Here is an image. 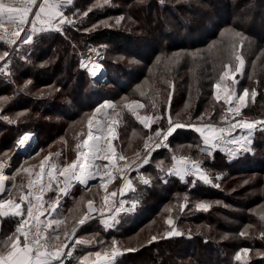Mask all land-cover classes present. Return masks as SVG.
I'll list each match as a JSON object with an SVG mask.
<instances>
[{"label":"trees","instance_id":"obj_1","mask_svg":"<svg viewBox=\"0 0 264 264\" xmlns=\"http://www.w3.org/2000/svg\"><path fill=\"white\" fill-rule=\"evenodd\" d=\"M93 2L94 0H74L73 5L65 12L77 21L75 25H65L66 32L63 33L39 34L34 38L33 44L24 46L19 53L13 52L11 75H0V98H10L4 105L2 114L13 118L19 112H26L27 115L21 117L15 124L0 120V153L13 152L18 137L25 131L34 132L37 144L48 147L58 137L59 132H62L66 125L65 121H72L80 112L92 106L91 101L96 99V96L102 95L103 90H106V95L109 93L112 96V92L131 88L145 74L147 68L143 71L139 65L121 66L120 63L106 57L109 49H100L104 54L103 64L111 75L110 85H101L87 71L80 68L78 51H85L90 47L97 48L96 45L108 43L124 49L131 46L130 51L138 53L140 61L138 64H141L142 59L144 62L149 61L151 51L161 50L164 47L171 50L182 48L196 50L204 49L213 41H220L222 44L233 43V38L226 30H238L254 43L247 55V67L241 85L251 87L256 81L259 84L264 83V74L259 73L260 70L264 72V65L254 70L251 75L256 53L259 49H264V0H167L165 6H160L158 0H126L127 8L130 5L135 7L130 11L140 21V25L134 26L132 30L101 25L93 29L96 19L102 15L101 7H91ZM89 9L91 11L88 15L82 16V13ZM122 11L123 9L117 13ZM169 16H173L176 20L174 28L166 21ZM161 21H166V25L162 26L168 27L164 32L157 31ZM86 29L93 30L86 31ZM247 39L244 41V47ZM213 50V48L205 50L201 55V58L207 55L210 61L202 72L208 73L207 66L213 70L218 66L220 54L216 55ZM257 60L260 64H264V55L259 56ZM29 80L32 83L25 89L23 86ZM199 84L200 93L194 113L202 111L203 100L212 92L210 79H201ZM62 94L69 95L70 98L74 95L73 101L63 100L65 96ZM243 111L252 118L264 116V94L259 92L255 100ZM221 112V107H212L206 117L208 116V120L210 117V121H217ZM139 129L146 132L143 128ZM259 130L255 131L250 146L251 151H240L236 158H230L219 149H215L211 157L202 153L198 147L194 149L202 153L203 167L212 174L213 183L218 184L219 187L198 180L195 183L181 181L174 176L166 177L167 182H164L161 179L164 174L159 172L155 163L151 161L146 171L152 174L151 185L140 186V189L135 193L130 192L129 195V198L139 200L135 211L120 213L119 222L109 229L104 227L100 218L81 226L77 235L89 239L95 237L97 243L77 246L75 256L100 250L110 245L113 239L118 243L122 241L121 245L124 246L128 244L130 236L135 235L147 226L149 221L154 220L152 225L147 226L148 235L144 238L150 240L162 227L168 225L166 221L169 217L173 220L174 211L168 210L173 207L177 209L176 203L180 205L187 197L188 207L179 217L181 221L191 223L215 221V229L228 230L234 235L233 241H215L211 236L194 232L186 226L182 227L184 234L181 236L166 237L163 234L160 239L150 243L142 241L136 246L137 250L123 253L115 260V264H241L234 259L236 252L241 248L250 249L246 264H264V255H257L264 253V239L259 238V233L264 231V227L261 226L258 218L261 211L254 209L259 203H264V130ZM170 139L173 146L175 143L186 141L203 147L198 135L187 129H178ZM167 152L165 148L157 149L153 152L152 159L161 158ZM20 161L19 156L14 157L11 172L15 171ZM217 176L220 179H216ZM245 178H249V181L240 184L239 181ZM21 180L26 183V178L21 176L17 178V183ZM86 189L87 187L77 185L72 191L78 190L79 194H82ZM71 194L63 199L61 208L64 205L66 208L60 213L69 218L66 222L69 232L75 223L69 217L68 208L75 202L71 199ZM195 201H214L212 207L214 210H197L194 208ZM222 202L241 207L240 213H231L229 216L231 223L228 225L222 219V215H219V212L224 211ZM248 223L254 227L249 229L246 237L240 236V232ZM14 226V220L4 221L0 236L7 235ZM99 241H103V244ZM185 254L189 255L190 261L182 259ZM66 264H76L75 258L66 261Z\"/></svg>","mask_w":264,"mask_h":264},{"label":"snow or ice","instance_id":"obj_2","mask_svg":"<svg viewBox=\"0 0 264 264\" xmlns=\"http://www.w3.org/2000/svg\"><path fill=\"white\" fill-rule=\"evenodd\" d=\"M74 0H0V45L5 46L0 50V75H11V64L13 52L19 53L21 48L31 45L35 42L34 38L45 32H64L65 25H75L77 21L66 15L65 10L72 6ZM110 4V0H97L96 7H103ZM88 11L82 13L86 17ZM124 19L118 17L115 21L117 25ZM104 26H109L104 22ZM98 27L94 25L93 29ZM93 29H86L91 31ZM233 38V43L225 49L227 59L222 61L221 69L217 81L213 84V99L219 103L223 101L224 107L221 112L219 123L204 122L200 124L185 123L180 120H174L170 115L167 117V126L159 127L151 131L144 138L141 149L134 152L133 158H129L122 152H117L112 141L117 139V134L113 125L119 123L120 112H116L117 105L108 101L95 109V113L101 112V109H112L116 119L111 120L106 125H101L98 121L93 133V120L90 117L87 120L88 131L81 133L84 138L76 144V158L71 162L58 164L52 161V153L45 156L39 164V171L34 168L25 167L23 164L11 175H6L5 171L10 167L11 157L7 152L0 153V231L3 229L4 221L12 219L15 226L7 235L0 236V264H66V261L75 258L76 264H115V258L122 254L118 241L112 240L111 244L96 251L75 256L77 246H89L97 243L95 237L77 238L76 232L88 221L95 219V214L100 217V222L106 229L114 227L119 221L118 216L121 212L131 213L135 211L139 200L130 201L119 200L117 196L123 197L126 193L137 191V185L143 184L150 186L152 177L146 176L140 172V169L151 163L152 153L161 147L167 148L169 137L177 129L192 128L200 134L203 147L197 146L205 155L211 157L213 150L220 148L224 144L235 145V148L227 149L230 158H234L240 151H251L253 130L260 127L264 130V119L251 120L243 116V109L248 107V98L251 96L255 100L257 91H249L245 88L242 93L237 94L230 87L222 86L223 82L228 80L235 83L237 73H240L244 59L237 52L238 47H242L246 39L239 31L232 29L226 30ZM97 56L101 53L97 49H90ZM195 55V54H193ZM27 59L26 57H21ZM124 59V57H120ZM135 63V60H130ZM159 62V58H157ZM235 62V66L234 63ZM81 67L88 70L89 74L95 78L102 72V65L96 63L89 57L87 60H81ZM32 82L26 81V89ZM146 93L140 92L141 96ZM10 98H0V120L9 124H15L18 120L27 115L26 112H19L15 118L2 114L4 105ZM171 96L169 95V100ZM122 110H127L134 116L145 129H151L152 124L159 123L164 119L163 116L156 114L158 107L155 100L151 102L150 114L141 115L137 110L146 109L148 105L139 100L128 101L123 98ZM187 107V106H186ZM93 113V115H95ZM204 115L198 120L204 121ZM211 118L209 117V120ZM236 129L248 130L247 135H233ZM135 135V133H133ZM30 139V134H24L16 141L17 148L23 146ZM189 147H192L189 145ZM57 157L60 153L55 154ZM98 161H107V163H98ZM171 165L167 168L164 161H158L156 168L163 173L161 177L167 182L166 177H178L185 181L187 177H194L192 183L197 180L214 187H219L213 183L212 174L203 167V161L193 159L190 156L177 155L171 156ZM122 162V163H121ZM26 163V162H25ZM136 172L135 183L131 173ZM27 174L26 183L21 180L17 183V178L22 174ZM47 177V180H45ZM63 177V180L60 179ZM99 177L98 187L103 190L104 195L97 204L95 199H88L84 203L81 197L77 201L75 208L79 210L81 204H84L86 210L81 211L79 217L74 218V226L71 231L67 229V216L58 213L62 196L69 194L72 182L85 185L88 191L97 185H89V181H95ZM119 178L120 185L116 190L109 191V185ZM220 179L219 176L215 177ZM247 183V182H246ZM61 184L63 187H61ZM15 190V191H13ZM49 193L54 196L45 199ZM127 205V207H126ZM212 205L205 202L196 203L197 210L207 211ZM188 207L187 197L179 205V210L184 211ZM264 209V204L260 205ZM71 211V210H70ZM168 211H172L169 209ZM261 226L264 227V211L259 216ZM167 224L172 225L173 220L169 217ZM254 225H248L240 236L246 237L248 230ZM184 233L171 228L165 233L166 237L181 236ZM63 237V238H62ZM259 238L264 239V231L259 233ZM156 240L152 236L149 243ZM103 244V241H99ZM71 245V247H70ZM135 249H124V251H134ZM249 248H241L236 252L234 259L246 264ZM264 255V253H257Z\"/></svg>","mask_w":264,"mask_h":264},{"label":"rangeland","instance_id":"obj_3","mask_svg":"<svg viewBox=\"0 0 264 264\" xmlns=\"http://www.w3.org/2000/svg\"><path fill=\"white\" fill-rule=\"evenodd\" d=\"M125 1L126 0H113V1H110V4H108L107 6L105 5L106 7L105 6L101 7L100 9H101L102 15L99 16L98 19H96L95 25L104 26V22H107V24L109 26H104V27H113L116 29H127V30H130V29L132 30V29H134V26L140 25L139 18H137L135 16V14L130 11L131 8H135V7H132V5H130V7L127 8V6H126L127 3ZM132 1H134V0H132ZM166 2H167V0H158V4L160 6H165ZM96 3H97V0H94L91 7H94L96 5ZM120 7L123 9V11L121 13H117L118 11L122 10V9H120ZM121 16H123L124 19L121 21V23L119 25H117L115 23V21L118 17H121ZM166 21L168 22L170 27L174 28V23L176 22V20L173 16H169V18ZM166 21L165 22L161 21L160 24H158L157 31L164 32L167 30L168 27L162 26V25H166ZM234 31H238V30H234ZM64 32H66V31L64 30ZM135 33H136V31H135ZM244 37H246V36L244 35ZM250 42L251 41L249 39H247V44L245 45L246 50L244 47V43H243L242 47L237 48V52L239 54H241L243 59H244V65H243L241 72L236 74L235 83H233L232 81L226 80L223 82L222 86L230 87L237 94L242 93L245 88H248L250 92H251V90L255 89L257 91V95L259 94V92H260V94L262 93V95H263L264 94V83L260 82V84H259V82L256 81L255 85L251 86V87H248L246 85H241V81H242L243 77L245 76V71H246V67H247V55H248L249 51H251L253 46H254V43H252V42L250 43ZM231 44L232 43L222 44L220 41H218V42L213 41L209 46L204 47V49L199 48L196 50H189L186 48H182L179 50H171L168 47H164V48H161V50L151 51L150 52L151 56H150L149 61L147 62L145 60V62H144V60L142 59L141 64H138L140 62L138 60V58H139L138 53H134L133 51H130L131 46H128L127 49H124V48L116 47L114 44H108V43L102 44L101 46L96 45L95 47H97V48H95V49L99 48L98 50L101 53H103L101 50H104L105 48L109 49V54L107 53L106 57H108L113 62L116 61L117 63H120L119 65H121V66L139 65L140 67L143 68V71L147 68V70L145 71V74L143 73L144 75L141 76L134 83V85L131 88L126 89V90L112 92V94H113L112 96L109 93H107L108 95H106V93H105L106 90H103L102 95L96 96V99H93L91 101V103H93L92 106H90L85 111L80 112V114L78 116L74 117L72 121L71 120L65 121L66 125H65V127H63L62 132H59L58 137L55 139V141L50 143L48 147L44 146V145H38L39 147L37 148V150H35L33 152V154L35 156L31 157L28 160H21L19 165H17L15 169L19 168L20 165L23 164L25 167L34 168L36 171H39V164H40L41 160H43V158L45 156H48L49 153L53 154L51 162H55L58 164H63L65 162H71L73 159H75L76 158V152H77L76 144L79 143L84 138V136H82L81 133L86 135V133L88 131L87 120L90 117L92 118L96 107H98L99 105H101L105 101L113 102V104L117 105L116 112L121 113L122 118L120 119L119 123L116 125H113L118 138L114 139L112 141V143L116 147L117 152H122L124 155L128 156L129 158H133L134 152L136 150L142 148L144 138H146L147 135L150 134L151 131H153L159 127H166L167 126V117L169 115L174 120L178 119V120L185 122V123L200 124V123H204V122H209V123H217L218 124L220 117L217 119V121H210V120H208V116L206 117V115H209L208 113L212 110V107H216V108L221 107V109H223L224 107H227L223 104V101L217 103L213 99V91H214L213 84L218 79L222 61L227 59L225 49L229 48ZM92 48H94V47H92ZM210 48L214 49L213 51L216 53V55L220 54V56L218 57V59H219L218 66H216V69H214V70L209 69L207 66L208 73L202 72V70L203 71L205 70L204 67L206 65H208L210 63V61L208 60L207 55H205V58H201L202 57L201 55H203V52L205 50H208ZM77 49H78V46H77ZM78 52H79L80 60H81L85 51H78ZM193 54H195V55H193ZM256 54H257V56L254 59L253 70H252L251 75H253L254 70H258L261 66L263 67V65H264V64H260L259 61L257 60L259 58V56L264 55V49L263 48L259 49ZM120 57H124V59L121 60ZM157 58H159V62H157ZM130 60H135L136 62L130 63L129 62ZM146 62H147V64H146ZM233 63L235 66V62H233ZM216 64L217 63H215V65ZM215 65H213V66H215ZM102 72H103V75L101 77L97 76V78H94V79L97 82H99L101 85L102 84L110 85V76L111 75L108 72V70L104 64L102 66ZM259 73L264 74V72H262L261 70L259 71ZM115 76H116V74H115ZM98 77H99V79H98ZM201 79H206V80L210 79L212 81V85H211L212 86V92L208 96V98L203 100L202 111L199 113H194V107H195L197 98H198L199 93H200V90H199L200 84L199 83H200ZM57 91H58V89H57ZM141 91H143L146 94L144 96H141L140 95ZM35 93L38 94V92H35ZM169 95L171 96L170 100H169ZM63 96H65V97H63L62 99L66 100L67 102L68 101L70 102L71 100L73 101V99H74V95H71V98L69 97V95L64 94ZM57 97L58 96H56V98ZM124 97H127L128 101L139 100L142 103H145L146 105H148V107L146 109H138L137 110L141 115L152 113L153 110L151 109V102L153 100H155V102L158 105L157 109L155 110L156 114L163 116L164 119L160 120L159 123L152 124L151 129H145L143 127V125L140 124V122L134 116L131 115V113H129L126 109L122 110V104L124 102L123 101ZM252 102H253V100H252L251 96H249L248 105ZM103 114L100 118V120H102L100 122L102 126L108 124L111 120L116 119V116L114 115L112 109H104ZM201 115H204V117H205L204 121L198 120V118ZM243 116L245 118H248L251 120L264 119V116L257 117V118L249 117L248 115H245L244 111H243ZM52 118H53V116H52ZM96 124H97V122L95 124H93V132L94 133H96V128H95ZM154 125H155V127H154ZM135 126H137L138 128L135 129L136 128ZM139 128H143L146 132H144L143 130H141ZM183 129L193 131L194 133H196L198 135V137L201 140L200 134L195 132L192 128H183ZM259 129H260V127L258 126L257 129L253 130V136L251 138L252 142H253V139L255 137V131L259 130ZM247 131L248 130L237 129L233 133V135H247ZM25 132H30V131H25ZM25 132H22L20 134V136ZM133 133H135V135ZM170 140L171 139L169 137V141H168L169 146L167 148H165L168 151L167 154L163 155L161 158L151 159V161H153L155 163V165L158 161H164L165 168L169 167L172 163L171 156L173 155V153H175L177 155L190 156L193 159H197V160H202V153L200 151L199 152L194 151V149L197 148L196 144L189 143L186 141L185 142L182 141L180 143H175V145L173 146L171 144ZM201 143H202V140H201ZM189 145H191L192 147H189ZM199 145H200V143H199ZM235 147H236L235 145L224 144L222 146V148H223L222 151H224L228 155L227 149L235 148ZM39 148H41V149H39ZM161 148H164V147H161ZM218 149L221 150L220 148H218ZM56 153H60V155L57 157L55 155ZM10 154H12V152L8 153V155H10ZM238 154H237V156H238ZM236 157H234V158H236ZM98 163H107V161H98ZM148 168H149V164L143 166L140 169V172L146 176H152V174L146 173ZM12 173H13V171L10 173V175ZM154 173L155 172H153V175H154ZM136 176H137L136 172L131 173V177L133 178L134 183L136 182L135 181ZM21 177H24L27 180V174L26 173L22 174ZM60 179L63 180V177H60ZM194 179H195L194 177H187L186 181L192 182ZM248 179L249 178H245L243 180H240L239 182H240V184H243V183L249 181ZM45 180H47V177H45ZM120 183H121V181L119 180V178H117L114 183L109 185V191L116 190L118 188V186L120 185ZM73 184L75 185V183H73ZM77 184L79 186L82 185V184H79L78 182H77ZM94 184L97 185V187H93L91 189V191H88L86 189L85 192H83L82 194H79L78 190H74V192L71 190L69 192V194H71L73 192L71 194V199L75 200V202L73 203V206L68 208L69 212H70L69 217L72 220V222L74 221V218L79 217L81 211L86 210L84 207V204H81V208L79 210H77L75 208L77 201H80L81 197L84 198V203H86V201L88 199H95V201L97 203H100V198H101V196L104 195V193H103V190L98 187L99 177L97 178V182ZM140 186H143V184H138L137 189H140ZM61 187H63L62 184H61ZM129 195H130V192L126 191L125 195L123 197H121V199L126 200V201H130L132 199H135V198H129ZM52 196H54V193H49L48 196L45 197V199H48L49 197H52ZM65 197L66 196H62L61 201H63V199ZM200 202H203V201H200ZM204 202L211 204L212 206L210 207V209H213L212 207L214 205L213 204L214 201H204ZM196 203H198V201H195V205H196ZM215 203H219V202H215ZM176 204L178 207L177 209L174 208L173 206H172L173 208H171L174 211V213H173V215H174L173 224L172 225L168 224L165 227H162L160 229L159 233H157V235H156V240L160 239L162 237V235L163 234L165 235V233L167 231H169L171 228H176L177 230L182 232V230H183L182 227L187 226L188 229H190L194 232L204 233L208 236H211V239L215 240V241H223V240H226L228 242L233 241L234 235H232L231 232H229L228 230H220V229L216 230L215 229V225H216L215 221H212L209 223H197V222L191 223V222H183V220L181 221V219L179 217L183 214L184 211L181 212L179 210L178 203H176ZM222 204L224 205V207L222 208L224 211L219 212V215H222V217H223L222 219L225 220L226 224L228 225L229 223H231V220L229 219V218H231V217H229L231 215V213L238 214V212L241 211V207L238 206L237 204L234 205V204H230L227 202H222ZM262 204H264V203H259V205L254 207V209L260 210L261 212L264 211V209L260 208V205H262ZM195 205H194V208L196 209ZM126 207H127V205H126ZM169 207H171V206H169ZM65 208H66L65 205L61 208V204H60V207L57 210L58 213L59 214L62 213L63 209H65ZM213 219L214 218H212V220ZM153 221L154 220L149 221L146 225L147 226L152 225ZM248 225H251V223L250 224L248 223L246 226H248ZM147 226L142 228L135 235L130 236V238H128V244L122 246L121 245L122 241H120L118 243V246L119 247L121 246L120 249L122 251V254L126 253V252L127 253L131 252V251H124V249H135V250H137L136 246L139 245L142 241H149V239H144L148 235L149 229L147 228ZM77 232H76V237L82 238V236L77 235ZM255 251H257V250H255ZM121 255H118L115 258V260H117V258ZM182 259L185 261H190L188 254L183 255Z\"/></svg>","mask_w":264,"mask_h":264},{"label":"built area","instance_id":"obj_4","mask_svg":"<svg viewBox=\"0 0 264 264\" xmlns=\"http://www.w3.org/2000/svg\"><path fill=\"white\" fill-rule=\"evenodd\" d=\"M5 46H3V45H0V50H2V48H4ZM90 49H95V48H88V49H86L85 50V53H84V55L82 56V58H81V60L83 59V60H87L89 57H91V59L93 60V61H95L96 63H100V64H103V61H104V54L103 53H101L100 51V53H101V55L100 56H97L96 55V53L95 52H91L90 51ZM98 50V49H97ZM81 60H80V67H81ZM82 68V67H81ZM83 70H86V71H88L87 69H85V68H82ZM103 75V72L102 73H100L98 76L99 77H101ZM237 130V129H236ZM235 130V131H236ZM24 134H30V139H29V141L24 145V146H29L28 148H25L24 150H23V148H15V150L12 152V154H10L9 156L11 157V160H10V167L9 168H7L6 169V171H5V173L6 174H8V175H10V173H11V170H12V168H13V159H14V157H17V156H19L20 158H21V160H28V159H30L31 157H33V156H35L34 154H33V152L35 151V150H37V148L39 147L38 146V144H35L34 143V139H33V133H31V131L30 132H25V133H23L21 136H23ZM20 136V137H21ZM23 146V147H24ZM39 149H41V148H39ZM76 185H78L77 183H75V185L73 184V186L70 188V190H69V192L73 189V187L74 186H76ZM117 201H119V200H121V196H117L116 198H115ZM61 200H62V198H61ZM62 202V201H61ZM61 202H60V204H61ZM97 204H99V203H97ZM122 213V212H121ZM94 215L96 216V218L95 219H99L100 217H99V215L98 214H95L94 213ZM93 220V219H92ZM91 221V220H90ZM70 247H71V245H70ZM69 261V260H68Z\"/></svg>","mask_w":264,"mask_h":264},{"label":"bare ground","instance_id":"obj_5","mask_svg":"<svg viewBox=\"0 0 264 264\" xmlns=\"http://www.w3.org/2000/svg\"><path fill=\"white\" fill-rule=\"evenodd\" d=\"M100 65L103 66V64H100ZM101 73H102V72H101ZM98 75H99V74H98ZM105 102H107V101H105ZM105 102H103L102 104H104ZM102 104H101V105H102ZM99 106H100V105H99ZM99 106H98V107H99ZM96 108H97V107H96ZM103 110H104V109H101V112H99V113H95V112H94L95 115L92 116L93 124H95V123L98 122V121H99V122L102 121V120H100V118H101V116H102V114H103ZM105 114H106V113H105ZM103 115H104V114H103ZM31 133H33L34 143L37 144V138H36L35 133H34V132H31ZM93 133H94V132H93ZM94 134H96V133H94ZM26 143H27V142H26ZM28 147H29V146H24V147H23V150H24L25 148H28ZM5 174H6V173H5ZM6 175H8V174H6ZM73 183H77V182H76V181H73L72 184H73Z\"/></svg>","mask_w":264,"mask_h":264},{"label":"water","instance_id":"obj_6","mask_svg":"<svg viewBox=\"0 0 264 264\" xmlns=\"http://www.w3.org/2000/svg\"><path fill=\"white\" fill-rule=\"evenodd\" d=\"M95 78H97V77H95ZM98 79H99V77H98ZM96 182H97V180H95V181H89V185L94 184V183H96ZM81 187L86 188L85 185H81Z\"/></svg>","mask_w":264,"mask_h":264},{"label":"crops","instance_id":"obj_7","mask_svg":"<svg viewBox=\"0 0 264 264\" xmlns=\"http://www.w3.org/2000/svg\"><path fill=\"white\" fill-rule=\"evenodd\" d=\"M118 219H119V217H118Z\"/></svg>","mask_w":264,"mask_h":264}]
</instances>
